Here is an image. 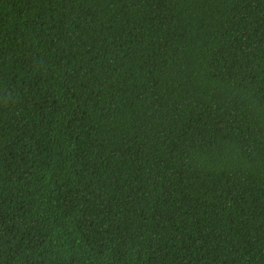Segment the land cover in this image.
<instances>
[{"label":"trees","instance_id":"1","mask_svg":"<svg viewBox=\"0 0 264 264\" xmlns=\"http://www.w3.org/2000/svg\"><path fill=\"white\" fill-rule=\"evenodd\" d=\"M0 264H264V0H0Z\"/></svg>","mask_w":264,"mask_h":264}]
</instances>
